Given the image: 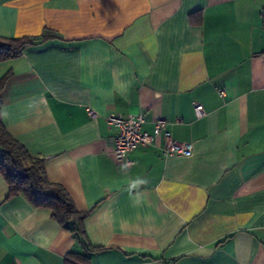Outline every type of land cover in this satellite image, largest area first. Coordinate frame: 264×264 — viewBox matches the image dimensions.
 Wrapping results in <instances>:
<instances>
[{
  "label": "crops",
  "instance_id": "crops-1",
  "mask_svg": "<svg viewBox=\"0 0 264 264\" xmlns=\"http://www.w3.org/2000/svg\"><path fill=\"white\" fill-rule=\"evenodd\" d=\"M43 34L0 62L2 123L102 250L0 176V264H264V0H0V38ZM139 113L191 156L117 164L106 118Z\"/></svg>",
  "mask_w": 264,
  "mask_h": 264
},
{
  "label": "trees",
  "instance_id": "trees-1",
  "mask_svg": "<svg viewBox=\"0 0 264 264\" xmlns=\"http://www.w3.org/2000/svg\"><path fill=\"white\" fill-rule=\"evenodd\" d=\"M51 37L54 36L43 34L37 38H0V62L18 57L26 45L39 44ZM7 80L8 75L0 80V93ZM44 167V160L31 156L7 133L0 112V176L7 184L8 199L19 195L32 208L51 211L53 220L67 229L87 251L102 250L93 248L87 240L84 221L89 213L78 212L66 190L60 185L48 182ZM69 257L73 264H87L88 261L81 255Z\"/></svg>",
  "mask_w": 264,
  "mask_h": 264
},
{
  "label": "built area",
  "instance_id": "built-area-1",
  "mask_svg": "<svg viewBox=\"0 0 264 264\" xmlns=\"http://www.w3.org/2000/svg\"><path fill=\"white\" fill-rule=\"evenodd\" d=\"M224 93L221 91L220 95ZM194 114L197 119L203 118L206 114L200 105L194 104ZM89 116L94 119L96 113L89 110ZM109 126L115 129V134L111 139V156L117 164H122L129 168L132 161L128 155L139 147L152 145L157 139L163 140L162 155L189 157L192 154V144L175 141L166 130L167 121L157 119L154 121L153 134H148L142 130L145 122L143 114H135L124 117L120 114H109L106 118Z\"/></svg>",
  "mask_w": 264,
  "mask_h": 264
}]
</instances>
